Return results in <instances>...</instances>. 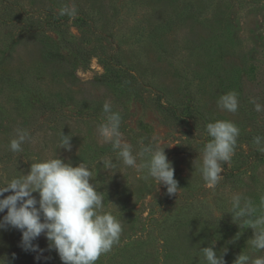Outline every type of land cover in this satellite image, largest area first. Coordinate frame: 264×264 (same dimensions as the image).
Returning <instances> with one entry per match:
<instances>
[{"label": "rangeland", "instance_id": "374dc122", "mask_svg": "<svg viewBox=\"0 0 264 264\" xmlns=\"http://www.w3.org/2000/svg\"><path fill=\"white\" fill-rule=\"evenodd\" d=\"M63 8L75 15H60ZM19 14L40 30H28ZM232 91L234 113L218 106ZM105 101L120 113L134 153L154 134L166 147L178 193L117 161L98 133ZM255 104L264 108V0H0V187L47 158L88 163L105 210L122 223L119 242L96 264H206L199 250L213 240L218 253L227 247V264L243 251L264 255L248 243L254 230L230 213L233 195L255 205L264 196V142L254 143L264 137V110ZM217 120L240 131L211 188L199 167L211 139L206 125ZM18 128L31 139L13 153ZM62 133L72 135L71 151L61 148ZM102 158L116 167L105 169ZM21 241L20 230H0V258L62 264L43 234L33 242L42 253Z\"/></svg>", "mask_w": 264, "mask_h": 264}, {"label": "clouds", "instance_id": "9594fccd", "mask_svg": "<svg viewBox=\"0 0 264 264\" xmlns=\"http://www.w3.org/2000/svg\"><path fill=\"white\" fill-rule=\"evenodd\" d=\"M75 15V9L63 8L60 15ZM218 106L229 112H236L239 107L238 94L235 91L222 95ZM257 112L264 110L255 104ZM104 122L98 127L99 136L105 143H110L116 152L118 162L124 166L147 170L143 179L153 178L158 186L166 188L168 195L179 191V182L175 179V168L160 147L158 138L153 136V143L147 145L140 141L139 152L134 153L133 146L122 138L120 131L122 117L113 111L111 103L103 105ZM238 126L227 120H217L206 125L207 135L211 138L202 151V164L199 171L208 187L214 188L222 179L223 165L229 163L234 155ZM31 139L26 129L18 128L9 148L13 153L23 151V144ZM72 135L62 133L61 148L71 151ZM264 137L257 136L254 143L260 146ZM264 152V147H259ZM143 162L137 164V158ZM105 169L116 167L111 158H102ZM92 167L85 161L73 166L60 156L47 158L31 164L27 174L12 178L0 187V230L8 227L22 233V247L25 251L44 250L33 243L42 234L47 238L49 250H55L62 264H96L102 254L110 252L119 242L122 223L112 211L105 210L104 193L99 191L98 181L93 183ZM5 193H10L5 196ZM38 193L39 198L36 194ZM259 211L260 214H257ZM233 221L243 228L254 230L253 238L248 243L252 252L264 253V196L259 205L250 198L235 194L231 200ZM238 235V234H237ZM237 238V237H236ZM216 241L208 247L200 248L206 264H227V247L218 253ZM14 256V254H13ZM0 264H8L6 258H0ZM233 264H264V255L239 254Z\"/></svg>", "mask_w": 264, "mask_h": 264}, {"label": "trees", "instance_id": "16d2710c", "mask_svg": "<svg viewBox=\"0 0 264 264\" xmlns=\"http://www.w3.org/2000/svg\"><path fill=\"white\" fill-rule=\"evenodd\" d=\"M19 19H24V22L26 23L25 24V27L28 29V30H40V28L38 27V21H36L35 18H30L28 16L24 17L22 16L21 14H19ZM18 24L21 23V21L17 22Z\"/></svg>", "mask_w": 264, "mask_h": 264}]
</instances>
